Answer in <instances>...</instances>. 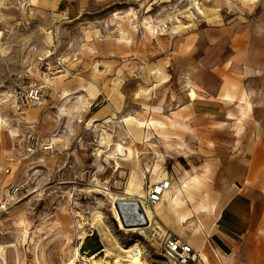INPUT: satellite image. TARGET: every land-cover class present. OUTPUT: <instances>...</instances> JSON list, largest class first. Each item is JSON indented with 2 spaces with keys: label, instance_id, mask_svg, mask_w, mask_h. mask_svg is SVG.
<instances>
[{
  "label": "crops",
  "instance_id": "obj_1",
  "mask_svg": "<svg viewBox=\"0 0 264 264\" xmlns=\"http://www.w3.org/2000/svg\"><path fill=\"white\" fill-rule=\"evenodd\" d=\"M47 1L48 9L53 12L52 21L57 27H51L49 45L42 56L55 50L64 57L65 63L72 70V75L50 79L51 85L46 88L44 103L30 108L19 116L20 119L17 116L18 109L10 95L12 81L7 89L0 90L2 104L0 112L7 120V126H0V146L8 142L0 154V168L8 165L6 155L14 142L11 135L14 131L22 132L29 127L41 136L54 139L58 151L53 155L32 157L18 164L14 163L10 175L0 170L2 185L8 182L24 184L33 181L40 187L63 178L66 175L64 169L69 153H73L75 163L68 175L75 172L77 177L82 179L86 172L87 159L91 154L90 145L93 144L90 131L85 130L84 123L88 125L93 123L98 129L103 125L113 129L112 132L105 130L102 135L111 141L108 143L114 147L112 152L105 156V159L92 155L94 166L99 171L107 167L111 177L119 167H127L131 156L133 125L130 120L133 116L128 115L126 111L122 112L121 104L117 101L121 98L119 88L121 84L118 85V81L122 78H119V71L126 78L133 70H151L161 74L162 70L159 68H162L170 72L175 87L170 93L174 99L173 110L176 111L171 112L172 121L187 118L179 111V102H175L176 95L180 93L186 97L190 110L189 119L198 114L204 119L211 118L217 121L228 119L230 116L232 119L237 118L240 114V111L230 112V109H235L233 104L236 102L232 94L225 92L218 95L217 91L219 86L217 81L222 77L224 70L220 66L222 57L220 41H215L211 35L220 34L222 32L220 28L215 30L205 26L196 28L195 24L190 23L186 24L189 26L183 31L181 26H172L170 32L166 33L159 27L160 24L158 28H153V25L161 20L162 17L159 16L161 13L159 10L147 16L146 13L149 8L156 7L154 5L158 2L156 0ZM102 5L124 7L127 12L131 7L140 15L120 16L125 23L116 18L105 29L91 28L88 34L83 35L82 41H85L83 43L88 47V51L84 53L80 52V38L77 47L62 48L58 23L60 21L68 25L84 23L80 19L82 10ZM156 5L160 7L159 4ZM232 38L236 39L235 36ZM212 74L218 80L211 79ZM26 77L37 83L43 82L38 65L36 72ZM176 77L181 79L176 81L174 80ZM59 79L61 83L57 81ZM50 88L61 94L57 95ZM207 89H211L215 94L208 92ZM65 92L69 94L65 95ZM226 94L231 98H225ZM102 99L105 101L100 103ZM6 108L15 112L17 120H20L18 124H24L20 129L11 128L10 118L5 114ZM92 108L96 109L93 111ZM37 109H45L42 116ZM77 122H80V135H86V139L89 140L83 142L82 148L74 143L76 129L62 140L56 138V133L63 126L75 128ZM141 122L147 121L140 119V125L147 126ZM148 122L151 125L154 121ZM42 125L45 128H42ZM230 151L231 149L215 148L209 155L203 151L186 152L175 159L173 170L161 173L159 181L168 180L170 196L177 195L184 205L171 211L167 207L166 199L162 197L160 208L164 211L160 220L166 223L177 237L189 243L200 254H205L207 259H202V262L200 260V264H264V146L249 142L243 144L234 154ZM214 152L217 153V157L213 156ZM206 163L210 164V171L195 176V170L199 167L204 168ZM150 171L145 169L143 176ZM153 171L156 172L155 169ZM43 172L45 178L38 180ZM155 172L153 174H156ZM206 174H213L212 179L209 180ZM121 178L118 174L116 180L121 183L120 185L116 180L110 181L113 188L117 189L114 192H133L141 194L142 197L146 196L147 192L144 194L146 184L143 180L133 181L129 173L124 179ZM92 190L100 191L95 188ZM81 192L88 191L86 189ZM38 195L37 193L33 197L38 198ZM63 208L68 214L67 209ZM190 209L192 214L185 221H181V213ZM10 211L11 208L0 216V221L7 222Z\"/></svg>",
  "mask_w": 264,
  "mask_h": 264
},
{
  "label": "rangeland",
  "instance_id": "obj_2",
  "mask_svg": "<svg viewBox=\"0 0 264 264\" xmlns=\"http://www.w3.org/2000/svg\"><path fill=\"white\" fill-rule=\"evenodd\" d=\"M156 1L160 7L154 4L156 7L149 8L146 13V16L157 10L161 13V20L153 25V28H158L160 24L159 27L166 33L170 32L172 26H181L183 31L189 26L186 24L190 23L195 24L196 28L205 26L222 30L220 34L214 33L211 36L215 41H220V66L224 73L219 80L214 74L210 78L218 80V95L225 92L232 94L236 102L233 104L235 109H230V112L240 111V114L237 118L232 119L230 116L228 119L217 121L204 119L198 114L189 119L190 110L186 97L180 93L176 95L175 102H179L178 109L187 118L172 121L171 112L176 111L173 110L174 99L170 93L175 90L170 72L159 67L161 74L151 70H133L126 78L119 71V78H122L118 81V85L121 84V98L117 101L121 104L122 112L126 111L128 115L133 116L130 120L133 125L130 161L127 162V167H119L116 177L115 172L111 177L107 167L99 171L94 166V159L89 154L86 172L80 179L95 183L101 188L100 191L94 192L92 186L87 185L88 188L84 190L87 189V196L97 194V212L103 215V218L99 217L95 221L100 235L94 233L93 237L97 238L104 248V251L97 254L102 256L108 253L106 259L112 262L115 259H125V254L117 247L114 240L116 239L118 244L125 247L137 242L143 243L146 247L143 254L145 264H156L158 259L164 260L165 264H172L159 254L166 232L172 231L166 223L160 220L155 222L154 229L149 227L146 231L140 230V227H130L139 228L130 231L119 226L114 215L115 206L108 197L109 189L117 190L111 183L116 180L118 174L121 179L129 173L133 181L143 180L146 184V194L149 186L160 180V174L166 170L171 172L175 159L186 152L203 151L209 155L215 148H225L231 149L230 152L234 154L243 144L249 142L264 146V0H194L193 3L183 6L176 5L178 0ZM47 4V0H0L1 91L7 89L13 77L36 72L38 61L49 45L50 29L57 27L51 18L53 12L48 9ZM105 5L80 9V19L84 23L68 25L60 21L58 30L62 48L77 47L80 38V52L84 53L88 51V47L83 43L85 41H82L83 35L88 34L91 28L105 29L116 18L125 23L120 16L140 15L131 7L127 12L124 7ZM233 36L236 39H233ZM180 79L176 77L174 80ZM57 81L62 82L61 79ZM47 83L51 85L50 81ZM44 110L37 109L40 116ZM5 114L10 118L11 128L20 129L24 125L18 124L20 120H17L13 110L6 108ZM140 119L154 122L141 126ZM42 128L45 126L42 125ZM75 129L77 134L74 143L82 148L83 142L89 140L86 135H80V122H77ZM104 139L108 143L107 136ZM7 143L4 142V145L0 146V154L7 147ZM108 147L102 155L97 156L105 159L114 148L111 144ZM213 156L217 157V153L214 152ZM145 169L151 171L143 176ZM153 169L156 174L152 173ZM203 170V167H199L195 170V176L204 175ZM206 175L209 180L213 177V174ZM83 202L91 201L83 199ZM69 205L67 199L59 200L55 195L43 198L26 196L17 201L11 207L7 222L0 221V264H65L79 244L82 253L81 246L85 238L80 243V235L84 234V231H80L78 226L80 218L65 212L63 207L67 209ZM83 263L81 260L77 261V264Z\"/></svg>",
  "mask_w": 264,
  "mask_h": 264
},
{
  "label": "built area",
  "instance_id": "obj_3",
  "mask_svg": "<svg viewBox=\"0 0 264 264\" xmlns=\"http://www.w3.org/2000/svg\"><path fill=\"white\" fill-rule=\"evenodd\" d=\"M194 0H178L176 1L177 6H183L187 3H193ZM178 21L179 18H176ZM39 70L42 72L43 82L37 83L33 79H27L25 75H19L13 78L10 88V95L14 100L15 106L18 111V119L20 115L25 114L30 108L39 106L44 103L46 99V88L49 87L47 81H50L56 76H71L72 70L65 63L64 57L57 54L55 50L47 53L45 56H41L38 61ZM53 90V89H52ZM60 95V92H56ZM105 101L102 99L100 103ZM0 126H7V120L1 115L0 112ZM86 131H90L91 140L93 142L90 149L91 155H101L109 149L108 143L103 137L105 130L112 132V128L103 125L100 129L96 128L93 123H84ZM74 126H63L57 133L56 138L62 140L67 134L73 132ZM12 137L14 142L10 147L6 160L8 165L0 170L7 175L12 173V165L14 163H20L26 161L32 157H41L43 155H53L58 151L55 144V140L51 137H44L34 132L29 127L22 132H13ZM75 138V136H73ZM80 141V139L78 140ZM108 147V149L106 148ZM75 163V157L73 153L67 155V161L64 171L66 175L63 178L47 183L44 186L38 187L37 184L27 182L24 184H18L16 182H8L6 185L0 183V216H3L13 204L19 201L21 198L26 196H34L39 194L38 198L44 196H57L60 199H67L69 206L67 211L76 218H80V225L78 224L80 231H84V238L91 236L94 233L100 235V229L96 226L95 221L100 217L97 212V194L87 196L81 192L87 185H91L92 189L101 190L95 183H89L80 180L76 173L68 175L69 170ZM43 172L37 179L45 178ZM117 173H114V177ZM89 183V184H88ZM170 182L168 180L155 182L148 188L146 196L139 200L144 213L148 219V227L154 229L156 220L151 221V217H154L157 204L161 201L165 189L169 188ZM112 185V183H111ZM110 185V186H111ZM90 187V186H89ZM110 190V189H109ZM111 191V190H110ZM92 197V198H91ZM83 199L90 200V203L83 202ZM80 203V206H79ZM147 209L151 212H147ZM102 241V239H101ZM103 243V241H102ZM104 245V243H103ZM104 251V248L100 249L95 254ZM146 247L143 243H135V247L132 249L133 254H145ZM165 259L171 261L172 264H200L201 254L196 251L189 243L183 239L177 237L174 233L170 232L165 234L164 239L161 243L160 252ZM164 260L158 259L156 264H165ZM166 261V260H165Z\"/></svg>",
  "mask_w": 264,
  "mask_h": 264
},
{
  "label": "bare ground",
  "instance_id": "obj_4",
  "mask_svg": "<svg viewBox=\"0 0 264 264\" xmlns=\"http://www.w3.org/2000/svg\"><path fill=\"white\" fill-rule=\"evenodd\" d=\"M207 91L211 92L212 94H215L214 91H212L211 89H207ZM64 94L68 95L69 92H65ZM225 98L230 99L231 97L228 94H226ZM141 124L149 125L150 122H148V121L147 122H141ZM203 169H204L203 174L209 172L210 171V164L206 163L204 165ZM154 172L155 171H153V173ZM170 191H171L170 187L165 189L164 194H163V198H165L167 201V207H169L171 211H174L175 209H178L179 207L183 206L184 202L177 195L176 196H173V195L170 196ZM108 197L110 198L113 206H114V202L119 200V199H135L138 201L140 199H142L141 194H135L133 192H114V191H110V190L108 192ZM161 203L162 202H160L157 205L156 211L154 212V217L150 216L152 222H153V220H156V222H158L161 219L162 213L164 211V209L160 208ZM147 212H150V211L147 209ZM191 214H192L191 209L188 212L181 213V217H180L181 221H185L187 219V217ZM114 215H115L116 221L118 222L119 226L122 229L130 230V231H136L139 229V228H126V227H124L116 208H114ZM100 217L103 218V215L100 214ZM148 228H149L148 226H144V227H140V230L146 231ZM83 237H84V234L80 235V243H82ZM114 240L117 243V247H119L120 252L125 254V259H123V261H120L118 259H115L113 262L107 260L106 257L108 256V253H105V255H102V256H99L98 254H92V255L82 254V253H80V250H79V246H80V244H79L77 247L74 248L73 256L65 264H77V261H79V260L83 261L84 262L83 264H145L143 254L138 255V254L132 253V249L135 247V243L131 244L130 246L125 247V246H121L120 244H118L116 239H114ZM223 257L225 258V255H223ZM200 259H201V262H202V259H204V260L207 259L204 253L201 254Z\"/></svg>",
  "mask_w": 264,
  "mask_h": 264
},
{
  "label": "water",
  "instance_id": "obj_5",
  "mask_svg": "<svg viewBox=\"0 0 264 264\" xmlns=\"http://www.w3.org/2000/svg\"><path fill=\"white\" fill-rule=\"evenodd\" d=\"M114 206L124 227H144L148 225V219L138 200L119 199L114 202Z\"/></svg>",
  "mask_w": 264,
  "mask_h": 264
},
{
  "label": "trees",
  "instance_id": "obj_6",
  "mask_svg": "<svg viewBox=\"0 0 264 264\" xmlns=\"http://www.w3.org/2000/svg\"><path fill=\"white\" fill-rule=\"evenodd\" d=\"M96 244V245H95ZM101 244L98 239L92 236H87L81 246V252L89 255L95 254L101 249Z\"/></svg>",
  "mask_w": 264,
  "mask_h": 264
}]
</instances>
